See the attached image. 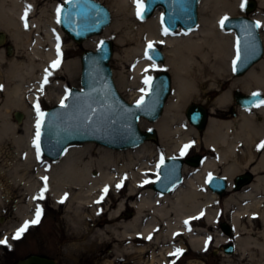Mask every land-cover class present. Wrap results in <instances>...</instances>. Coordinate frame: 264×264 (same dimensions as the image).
Here are the masks:
<instances>
[{
	"label": "bare ground",
	"instance_id": "bare-ground-1",
	"mask_svg": "<svg viewBox=\"0 0 264 264\" xmlns=\"http://www.w3.org/2000/svg\"><path fill=\"white\" fill-rule=\"evenodd\" d=\"M243 1L201 0L198 27L165 36L158 13L150 20H141L134 0H108L114 22L104 35L114 37L120 47L117 60L130 61L136 79L144 78L146 68L148 72L166 70L173 77L172 94L163 116L154 123L167 156H181L184 145L199 143L198 134L184 115L185 107L193 101L205 100V104H210L204 142L214 157H207L193 172L185 168L183 183L168 194L150 188L152 177L156 180L159 175L157 165L162 156L149 143L127 152L87 144L83 149H69L60 160L50 164L42 163L41 150L38 156L33 142L30 144L19 135V127L11 121L10 113L21 110L29 118L32 112L28 101L38 94L36 91L47 73H51L48 81L59 78L60 64L56 68L52 64L57 59L62 62L61 32L53 31L55 21L51 18L45 21L46 10H42L41 16L31 20L29 26L34 32L43 29L44 35L35 34V42L23 60L7 63L4 50L0 49V158L6 157L0 166V213L10 211L11 204L6 198L18 199L21 204L17 216L10 215L24 224L34 219L37 205L51 200L55 209H62L67 225L66 251L77 262L168 264L176 257L170 254L177 249H182V254L202 255L213 246L222 248L229 243L234 244L235 252L218 258L222 264H233L234 256L240 257V264L246 260L263 262L260 257L264 256V149H258V145L264 141V106L249 110L235 105L234 93L238 90L248 96L259 92L264 96V59L242 77L234 78L236 35L219 24L225 16L239 13ZM258 1L260 10L253 19L260 23L264 40V0ZM31 3L33 0H0V29L8 32L19 52L27 48L34 33L17 22ZM149 42L164 47V64L145 57V45ZM85 45L95 47L91 41ZM129 51V57H125ZM63 65L68 69L67 63ZM120 79L127 89L136 84L123 74ZM46 97L50 102L53 100V96ZM64 100L60 96L58 102ZM228 106L237 113L235 119L218 110ZM28 122L26 119L22 125L29 134ZM140 124L142 128L149 126ZM245 170L255 176L253 182L240 190L231 189L235 176L245 174H241ZM209 174L220 175L229 182L227 197H220L206 186ZM43 177L48 178L44 199H33L45 186ZM121 182L122 187L117 190L116 185ZM12 189H15L13 197ZM127 210H132L130 217L125 215ZM223 215L233 230V241L227 235L215 233V225ZM19 228L4 225L1 232L14 235ZM149 236L152 238L148 239ZM209 237L212 239L205 250ZM186 264L206 262L194 258Z\"/></svg>",
	"mask_w": 264,
	"mask_h": 264
},
{
	"label": "water",
	"instance_id": "water-1",
	"mask_svg": "<svg viewBox=\"0 0 264 264\" xmlns=\"http://www.w3.org/2000/svg\"><path fill=\"white\" fill-rule=\"evenodd\" d=\"M200 0H145L143 20L150 19L157 9L163 10L162 23L169 32L179 29L191 31L199 24ZM257 2L249 0L245 5L246 16L229 17L224 29L235 32L240 46V59L236 60L234 74L245 75L252 66L264 57V43L260 27L249 14L257 9ZM59 25L61 29L77 44H82L93 36L101 35L112 23L111 10L96 0H66L60 8ZM7 36L0 33V46ZM103 42V43H101ZM96 50H85L81 56V87L71 88L67 95L66 107L61 105L46 110L41 126L40 149L51 160L61 159L69 147L95 143L103 147L125 151L135 149L148 141L158 139L157 131H142V119L156 123L164 113L166 103L172 91L173 79L169 72L155 75L151 90L144 96V104L139 108L136 103L127 102L119 93L114 81L111 60L114 56V43L104 39ZM152 61L164 63L165 52L155 46L146 48ZM235 99L243 108H254L255 102L264 99L253 95L235 93ZM22 121L20 112L15 114ZM189 122L200 132L207 127L208 111L202 106L192 104L186 110ZM204 157L195 155L186 160L170 157L160 164L159 178L153 190L161 194L174 191L184 181L185 166L199 168ZM208 183L211 191L223 196L228 189V181L216 175ZM253 175L245 173L234 180V189L240 190L253 181ZM227 235L233 233L227 223H222ZM235 247L225 246V253L231 255ZM22 264H57L54 260L33 255Z\"/></svg>",
	"mask_w": 264,
	"mask_h": 264
},
{
	"label": "rangeland",
	"instance_id": "rangeland-1",
	"mask_svg": "<svg viewBox=\"0 0 264 264\" xmlns=\"http://www.w3.org/2000/svg\"><path fill=\"white\" fill-rule=\"evenodd\" d=\"M64 1L65 0H33V3H31V5H30L31 8L30 9L26 8V9H28V12H27L28 27L25 28L23 19L22 20L17 19L18 24H20V22H22L23 24H21V25H23L26 30H28L29 32L30 31L34 32V30L32 28H30L29 22L31 20H34V19H37L38 17H40L41 11L45 9L46 15L43 18L45 19V21H47L50 18L53 22L55 21V24L53 25L52 29L55 33L60 31L61 36H62L61 37L62 38V50H61V55H60L62 62L60 63V71L58 73L59 78L58 79L57 78L51 79L48 81L47 84H43V85L40 84L41 86H43V92L40 91L41 86L38 87V89L36 91L38 94H36L34 96L33 100L28 101L29 110H31V112H32V114L30 115L29 118L26 116L24 117V112L21 110H14L10 113L11 121L15 125H18V127H19V130H20L19 135L22 136L25 140H27L28 143H30L32 141L34 144V138H35V132H36L35 125H36V121H37V114L35 111L36 103L37 102L39 103L41 111L44 112L47 109H50V108H53V107L59 105L60 102H58V99L60 98V96H61V98L67 97V92L71 88H81V70H82L81 56H82V53L85 50H96L99 46V43L102 40L109 39V40L113 41V43H114V56H113V59L111 60V67L113 70L114 81L116 83V86H117L119 93L127 102L136 103L141 98V96H145V93H142L140 91V89L144 88L147 90L148 86L143 83L146 76L154 77L155 75L159 74L160 72L166 71V70H160L157 72H145L143 79H136L135 75H134L135 72H133L134 65L132 63H128L130 61H127V62L125 61V62L121 63L119 60H117V58L115 56L117 53H120V47L115 43L114 37L113 38L112 37H105L104 32L99 36H93V37L87 39L82 44L75 43L69 36H67L63 32V30H61L59 23H58L59 15L57 14V9H59V11H60V7L64 3ZM96 1L101 2L103 5L107 6L111 10L110 5L108 3V0H96ZM144 1L145 0H143V3H144ZM247 1H249V0H246V2ZM255 1L257 2L258 6L254 12L249 14V16L252 19H253L254 14L260 10L259 1L258 0H255ZM200 2H201V0H200ZM246 2H245V0L243 1L244 7L243 8L241 7L239 13L229 14L227 17H239V16L248 15L245 12ZM199 5H200V3H199ZM111 12H112V23L109 27H111L113 22H114L113 11L111 10ZM24 13H25V10H24ZM157 13L159 14L160 20H161V16H162L163 11L161 9H157L155 14L153 15V17ZM22 16H24V14H22ZM152 18H150V19H152ZM139 19H141V18H139ZM199 19H200V10H199ZM180 31H184V30L180 29ZM0 32L7 34L6 42L2 46H0V49L4 50V54L6 57L5 62H7V63H10L11 61H13L15 59L19 60V61L23 60L24 59L23 55L25 56L26 54H29L30 48H31V46H33V44L35 42V39H36L35 34H41V36L44 35L43 29L40 30L39 32L32 33L31 34L32 35L31 42L26 45L27 48L25 47V48H23V50H21L19 52V50L15 46V43L11 40L8 32L3 31L2 29H0ZM228 32H230V31H228ZM261 36H262V32H261ZM262 40H263V37H262ZM87 41L93 42L95 44V47L94 48L87 47L85 45V42H87ZM263 43H264V40H263ZM147 45H145V47ZM46 47L49 48V46H46ZM156 47L164 51V47H162V46H156ZM129 53H130V51L127 54H125V57H129ZM263 59H264V57H263ZM63 63L68 64L67 66H68L69 70L66 69V67H65L66 65H63ZM164 63H162V64H164ZM122 74L125 75L129 81H133V82L135 81L136 82L133 89H127L123 86V84L121 83V79H120V76ZM232 75L234 78H238L237 76L234 75L233 67H232ZM240 77H242V76H240ZM172 79H173V77H172ZM237 91H235V93ZM238 92L242 93L241 91H238ZM235 93H234V100H235ZM171 94H172V91H171ZM48 95L53 96V100L51 102L46 99L47 98L46 96H48ZM214 98H215V95H212L211 99L213 100ZM65 100H66V98H65ZM65 100H64V102H65ZM205 102L206 101L204 100V101H193V102L189 103L184 109L185 117H186L187 108L192 104H196V105L204 107L205 109H207L208 115L210 116V112H209L210 104L207 105V104H205ZM234 102H235V105H237L236 100ZM251 109H253V108H251ZM218 110H222L223 112L228 113L227 115L229 117H233V119H235L237 117V113H236L237 110L235 109V113H236V115H235L234 109L230 106L218 108ZM17 112H20L23 115L22 121L17 120V118L15 116V114ZM26 119H28L30 121V122H28L29 126L31 127L29 134L24 132V130H23L22 124H24ZM186 119H187V117H186ZM187 121H188V119H187ZM141 122H144L147 125H149L148 127L142 128V126L140 124V128L142 131H144V132H146L148 130H155L156 131V129L154 128V123H151L147 120H141ZM184 125L187 126V128L190 127L188 124H186V122ZM190 125L194 128V130L198 134L199 143H198V145H194L191 148H189L185 152L184 155L167 156L165 153L166 149L163 146H160L159 137L157 140L148 141L146 143H149V144L157 147L159 154L163 157V160L170 158V157H181L183 159H188V158L193 157L195 155H203L206 158L210 157L213 159V157H214L213 151L210 150L209 148H207L205 145V142H204L205 141V134L204 133H205L206 129L203 132H200L191 123H190ZM87 144H94L97 146H101V145H98L95 143H86V144L71 146L69 149H71V148L83 149L82 147L87 145ZM101 147H103V146H101ZM69 149H68V151H69ZM107 149H109V148H107ZM135 149H137V148H135ZM135 149H129V150H135ZM129 150L117 151V152H127ZM113 151H116V150H113ZM41 154H42V152H41ZM42 156L44 157L42 163H45V162L50 163V164L53 163L54 160H51V159L45 157L43 154H42ZM5 161H6L5 156L0 158V166L3 165L5 163ZM56 161H58V160H56ZM43 168L44 167H42V169ZM185 168L190 169L189 172H193L196 170V168L190 167L187 165ZM222 170H223V168L220 167L219 172H221ZM248 172H250V171L245 170L241 174L248 173ZM239 175L240 174H238L237 176H239ZM218 176H220V175H218ZM237 176H235V177H237ZM185 177L186 176L184 175V178ZM253 178H255L254 175H253ZM233 180H235V178ZM1 181L4 184L7 183V181L4 179H2ZM151 181H153V183L150 184V188H152V186L155 182V177H152ZM246 186H244V187H246ZM231 189H234L233 183H232ZM14 190L15 189H12L10 191L11 197L14 196V194H13ZM121 193H122V195H124L125 189H123ZM228 195H229V193H227V192L224 193L223 198L227 197ZM6 199L8 200V204H11V208H10L9 212L0 213V239H4L5 237H7L8 244L10 245V247H8L6 245H0V264H22L30 256H33V255L52 259L57 264H94L93 261L82 260V261L77 262L71 256H69L67 254L66 246H67L68 237H67L66 221L63 219L62 209H60V210L55 209L53 207L54 205H53L51 200H48L45 202L42 201L40 203L41 207L43 208V215H42L40 223L37 225L30 226L29 229L23 234L21 239L16 240V239H13L14 235L8 236V235L2 233L1 229L4 227V225L10 226V227H21L23 225V223H21L19 220L13 219V217H15V215L17 216V207L21 203H18V199H14V200H13V198H11V199L6 198ZM109 203H112L111 198H109ZM131 212H132V210H127L125 212V215L127 217H130ZM11 213L14 215L13 217L10 215ZM222 223H227L229 225L228 218L224 215L221 216V218L219 219V221L215 225V233L219 236L227 235L222 229ZM227 236L230 237V239L232 241L234 240L233 233L231 235H227ZM229 244L234 246L233 243H229ZM229 244H227V245H229ZM227 245H225V246H227ZM225 246L222 248H215L213 246L209 250H207L205 253H203L202 255L193 254V253H183V254H180L179 256L171 258L170 262L168 264H186L190 259H194V258L202 259L203 261L206 262V264H222V262L220 260H218V258H220L222 255L226 254L225 253ZM232 255H234V254H232ZM260 258L263 259V262H260V263L258 262V264L264 263V256H262ZM239 259H240L239 256H234V263L233 264H240ZM241 264H257V262L251 263L250 261L246 260L245 262H243Z\"/></svg>",
	"mask_w": 264,
	"mask_h": 264
},
{
	"label": "snow or ice",
	"instance_id": "snow-or-ice-1",
	"mask_svg": "<svg viewBox=\"0 0 264 264\" xmlns=\"http://www.w3.org/2000/svg\"><path fill=\"white\" fill-rule=\"evenodd\" d=\"M135 2V5H136V14L139 18L143 19V10H144V3H143V0H134ZM246 2V0H245ZM241 7L243 8L244 7V4L242 3L241 4ZM28 8L30 9L31 6L29 5ZM27 12H28V9L25 10V13H24V16L22 17V19L24 20V26L25 28L28 27V24H27ZM57 14L59 15V9H57ZM228 20V17L225 16L223 19L220 20L219 24H220V27L223 28L224 25H225V21ZM59 22V21H58ZM255 27L259 28L261 27L260 23L259 22H256L255 24ZM163 34L165 36H167L169 34V31H168V28L165 27L164 30H163ZM103 43V42H101ZM155 42H149L148 45H147V48L149 50H151L153 48V45H154ZM162 43V41H161ZM57 51H58V54H59V46L57 48ZM145 57L149 60L152 59V57L150 55H148V53L146 52L145 53ZM240 59V46H239V40H237V45H236V60H239ZM60 64V60L57 59L56 61L53 62L52 64V67L56 68L58 67ZM153 68H155V64L153 63L152 65ZM235 67H236V61H233V70H235ZM145 72H148L149 69H145L144 70ZM47 72V70H46ZM51 73H47L45 75V78H44V81H43V84H47L48 83V75H50ZM152 80L153 78L151 76H146L143 83L145 85L148 86L147 90L144 89V88H141L140 91L142 93H145L147 94L150 90H151V87H152ZM2 87V86H0ZM40 91L43 92V86H41L40 88ZM253 97H259L260 96V93L259 92H254L252 93ZM66 98V97H65ZM142 104H144V96H141V98L136 102V106L139 108ZM255 107H262L264 106V99L262 100H259L257 102H255L254 104ZM61 107H66V105L63 103V101H61ZM250 110V109H249ZM35 111H36V114H37V121H36V125H35V128H36V132H35V138H34V147L37 149V154L39 156V150H40V138H41V126H42V123H43V118L44 116L46 115V113H44L43 111H41L40 109V105L39 103L37 102L36 105H35ZM192 147V144H186L184 145L183 147V150L181 151V155H184L185 152ZM258 149H264V141H262L259 145H258ZM161 164L163 163V157H161ZM157 167H159V165H157ZM44 181H45V186L44 188L41 190V192L36 196L34 197L33 199H37V200H42L44 199V193L48 190L47 189V177H43L42 178ZM214 177L209 174L208 176V180L207 182L208 183H212ZM149 181H145V183H148ZM117 187V190H119V188L122 187V182L120 184H117L116 185ZM108 192V187L106 186L104 189H103V193L106 195ZM67 196V194H66ZM65 196V198H66ZM101 200L104 199V196L102 195ZM100 201H97V203H99ZM60 203H63V200L60 201ZM42 215H43V208L39 205H37L36 209H35V214H34V219L30 220V221H25L24 224L15 232L14 236H13V239H16V240H19L22 238L23 234L29 229L30 226L32 225H37L40 223L41 221V218H42ZM204 213L201 212L200 216H203ZM200 217H193L192 219H199ZM189 221H185V224H188ZM191 230V229H189ZM152 237L149 236L148 239H151ZM211 237L208 238V241H206V247H205V250H207V243L211 241ZM0 245H6L8 247H10V245L8 244V239L7 237H5L4 239H0ZM183 250L182 249H177L174 253H171L170 255H176V256H179L180 254H182Z\"/></svg>",
	"mask_w": 264,
	"mask_h": 264
}]
</instances>
